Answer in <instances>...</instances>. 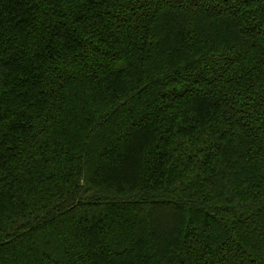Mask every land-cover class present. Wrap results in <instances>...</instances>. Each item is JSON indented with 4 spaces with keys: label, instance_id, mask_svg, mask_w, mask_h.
I'll return each mask as SVG.
<instances>
[{
    "label": "trees",
    "instance_id": "trees-1",
    "mask_svg": "<svg viewBox=\"0 0 264 264\" xmlns=\"http://www.w3.org/2000/svg\"><path fill=\"white\" fill-rule=\"evenodd\" d=\"M0 264H264V0H0Z\"/></svg>",
    "mask_w": 264,
    "mask_h": 264
}]
</instances>
